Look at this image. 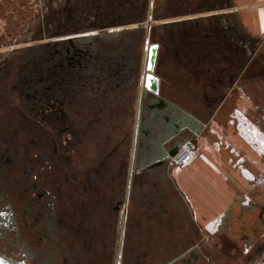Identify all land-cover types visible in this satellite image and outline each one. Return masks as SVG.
Returning a JSON list of instances; mask_svg holds the SVG:
<instances>
[{
	"label": "flooded vegetation",
	"instance_id": "1",
	"mask_svg": "<svg viewBox=\"0 0 264 264\" xmlns=\"http://www.w3.org/2000/svg\"><path fill=\"white\" fill-rule=\"evenodd\" d=\"M224 1L203 6L217 8ZM213 19L209 26L201 21L192 23L197 27L191 30L171 31L170 39L164 40L172 47L155 41L160 44L162 72L157 74L164 76L162 94L175 90L167 80L203 72L200 45L211 37L210 31L217 32L219 44L226 45L224 59L234 57L233 23ZM210 25L213 29L205 31ZM11 67L0 66L1 255L16 264H200L202 249L214 246L229 261L264 264V220L262 230L253 231L249 241L222 234L210 238L198 232L185 217L183 201L169 175L173 161L155 170L138 168L126 207L137 103L131 126L132 114L125 119V110L116 108L124 118L123 125L117 126L111 120L112 106L100 101L113 95L107 79L91 76L90 93L78 87L73 97L78 104L71 111L74 119L71 126L67 120L59 123L58 136L48 124L47 100L23 89L27 79L19 78V71ZM66 102L64 98L62 104ZM100 113L103 116L96 123ZM188 226L193 228L190 234L183 232Z\"/></svg>",
	"mask_w": 264,
	"mask_h": 264
},
{
	"label": "crops",
	"instance_id": "2",
	"mask_svg": "<svg viewBox=\"0 0 264 264\" xmlns=\"http://www.w3.org/2000/svg\"><path fill=\"white\" fill-rule=\"evenodd\" d=\"M226 1V6L204 8V22L209 26L215 16L234 18L230 45L237 50L235 58L224 59L226 45L219 44L218 33L210 31L211 37L200 45L203 72L166 81L175 90L163 93L205 123L193 139L199 146L193 162L186 168L173 165L168 170L183 201L185 217L198 232L210 238L222 234L227 239L249 241L253 231L262 230L264 220V181H257V176H264V0ZM212 29L210 25L205 31ZM245 47L254 54L245 56ZM109 75L113 95L100 101L113 107L111 120L123 125L124 118L114 107L129 95L130 75L122 71ZM125 76L126 86L121 84ZM136 103L135 98L134 109ZM192 230L188 226L183 232Z\"/></svg>",
	"mask_w": 264,
	"mask_h": 264
},
{
	"label": "rangeland",
	"instance_id": "3",
	"mask_svg": "<svg viewBox=\"0 0 264 264\" xmlns=\"http://www.w3.org/2000/svg\"><path fill=\"white\" fill-rule=\"evenodd\" d=\"M122 1L0 0V66L1 64L11 65L12 69L19 71L16 74L19 78L27 79V84H21L25 87L23 89L30 90L29 93L32 92L34 98L37 94L38 97H44L47 100L45 112L48 113V124L58 136L61 135L58 132L59 123L67 120L71 126V121L74 119L71 117V111H73V104H78L73 98L78 87L89 92V88L93 87L91 76L96 74V77L104 78L106 74L108 75L115 69L130 75L128 89L130 92L129 95L123 96L121 107L125 109L129 106V112L132 115L128 121L131 126L138 77L142 65L149 4L145 5L144 21L136 22L130 19L131 23L115 25V23L125 21L119 14L114 19L110 18L114 13H118L119 7L122 8ZM177 1L155 0L153 40L164 42V46L169 44L164 39L167 37L170 39L171 31H175L176 28L181 31L191 30L192 26L197 27L192 23L206 22L207 17L204 16L207 13L204 8L208 5L203 6V4L211 3L212 0L209 2L207 0H179V3ZM108 2L112 3L111 9L107 8ZM225 2H219L218 6H226ZM136 3L139 2L136 1ZM177 4L180 10L175 9ZM210 6L215 5L211 3ZM136 7L135 0H130L128 13L133 14ZM226 17V15L223 17L226 19L225 22L230 21L234 24L233 17L230 20ZM112 20L117 22H112ZM109 22L113 25H109ZM175 22L181 25L175 27L173 24ZM121 31L130 33H125L127 38H124L123 34L122 38ZM126 41H129L127 45L124 44ZM188 46L192 51L193 44L189 42ZM245 49V56L254 54L251 50L248 52L247 47ZM189 54L193 55L191 52ZM242 55L244 56L243 49ZM159 62L161 63L160 57ZM159 62L157 70L160 73L162 66ZM24 66L27 68L24 69ZM79 80L82 81L80 85H78ZM121 84L127 85L126 76ZM99 93L100 91L97 94ZM91 94L94 99L95 91ZM64 98L67 99L66 104H62ZM33 113L39 114L38 111H33ZM70 165H73L72 156H70ZM66 166L69 167L67 164ZM120 195L122 193H119L117 197ZM202 251L200 264H240L236 261H229L214 247H204Z\"/></svg>",
	"mask_w": 264,
	"mask_h": 264
},
{
	"label": "water",
	"instance_id": "4",
	"mask_svg": "<svg viewBox=\"0 0 264 264\" xmlns=\"http://www.w3.org/2000/svg\"><path fill=\"white\" fill-rule=\"evenodd\" d=\"M155 0H149L144 50L140 70L137 111L130 151L128 206L132 175L139 170H155L170 165L172 158L189 140L203 130L205 123L195 113L162 94L161 77L156 72L160 44L151 42ZM167 109L169 113L164 112ZM0 264H16L0 254Z\"/></svg>",
	"mask_w": 264,
	"mask_h": 264
},
{
	"label": "trees",
	"instance_id": "5",
	"mask_svg": "<svg viewBox=\"0 0 264 264\" xmlns=\"http://www.w3.org/2000/svg\"><path fill=\"white\" fill-rule=\"evenodd\" d=\"M74 1H76V0H74ZM136 1H138L139 3H136ZM145 2V3H144ZM129 4H130V0H129V2H128V0H123L122 1V8L121 7H119L118 8V13H114V15H111V13H112V11H111V13L109 14V15H111V19H114L115 18V16L117 15V14H119V16L122 18V20H125V21H123L122 23H115V25H125V24H127V23H131V22H129V20L131 19V20H133V21H136V22H141V21H144L143 20V13H144V9H145V5H148L149 4V2H146V0H135V4L137 5V7H136V11L133 13V14H130V12L128 13V9H129ZM139 5V6H138ZM143 6V7H142ZM108 7H110V9H111V7H112V3H110L109 4V2L107 3V8ZM97 10H98V7H97ZM147 10H148V7H147ZM96 11V10H95ZM131 16V17H130ZM145 16V15H144ZM118 17V16H117ZM116 17V18H117ZM112 22H117V21H115V20H112ZM112 22H109L108 24L109 25H113V23ZM152 28H153V26H152ZM122 33H121V36H122V38H123V34H124V36H125V33H130L129 31H121ZM152 29H151V34H152ZM124 38H127V36H125ZM144 38H145V34H144ZM153 40V34L151 35V38H150V41L151 42H155L154 40ZM129 43V41H126V43H124L125 45H127ZM159 57H160V54H159ZM159 57H158V61H157V65H156V72H157V66H158V62H159ZM105 66V65H104ZM113 72H121V71H118V70H114ZM123 72V71H122ZM110 73V72H109ZM127 73V72H126ZM110 75L108 74L106 77H104V78H102V77H99V78H101V79H107V81H108V83L110 84V86H112L111 84H112V82H111V80H110ZM138 78H140V72H139V77ZM138 84H139V82H138ZM121 102H122V100H121ZM121 105L122 104H120L119 106H115L114 108H120L121 107ZM125 111H124V114L126 113V111H127V115H130L131 113L129 112V106H127L125 109H124Z\"/></svg>",
	"mask_w": 264,
	"mask_h": 264
},
{
	"label": "built area",
	"instance_id": "6",
	"mask_svg": "<svg viewBox=\"0 0 264 264\" xmlns=\"http://www.w3.org/2000/svg\"><path fill=\"white\" fill-rule=\"evenodd\" d=\"M198 151L199 146L196 141H187L179 150V152L172 158L173 164L180 168L188 167L196 158ZM257 181H264V177L262 175L257 176Z\"/></svg>",
	"mask_w": 264,
	"mask_h": 264
},
{
	"label": "bare ground",
	"instance_id": "7",
	"mask_svg": "<svg viewBox=\"0 0 264 264\" xmlns=\"http://www.w3.org/2000/svg\"><path fill=\"white\" fill-rule=\"evenodd\" d=\"M152 35V34H151Z\"/></svg>",
	"mask_w": 264,
	"mask_h": 264
}]
</instances>
